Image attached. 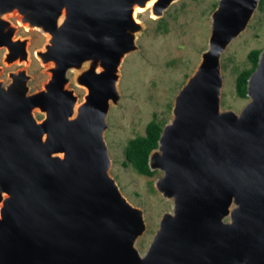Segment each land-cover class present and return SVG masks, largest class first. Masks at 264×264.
<instances>
[{
	"label": "water",
	"instance_id": "obj_1",
	"mask_svg": "<svg viewBox=\"0 0 264 264\" xmlns=\"http://www.w3.org/2000/svg\"><path fill=\"white\" fill-rule=\"evenodd\" d=\"M150 1L0 0L6 60L29 59L7 18L17 12L50 35L38 55L51 75L33 93L25 69L0 81V264H264V49L239 112L222 107L221 65L262 0H219L212 13L209 46L149 155L172 209L147 250L137 246L144 210L111 174L105 132L144 28L136 8ZM175 1L156 0V18ZM73 69L87 90L81 102L68 87Z\"/></svg>",
	"mask_w": 264,
	"mask_h": 264
},
{
	"label": "rangeland",
	"instance_id": "obj_2",
	"mask_svg": "<svg viewBox=\"0 0 264 264\" xmlns=\"http://www.w3.org/2000/svg\"><path fill=\"white\" fill-rule=\"evenodd\" d=\"M219 0H177L165 11L163 17L154 18L150 11L139 15L144 28L139 32L138 49L124 59L120 69L119 91L121 99L112 105L108 115L105 139L112 159L111 174L129 201L144 210L147 229L138 239L137 246L144 253L159 228L164 212L172 209V201L164 198L155 182L163 175L140 174L126 158L128 142L145 135L150 121L165 124L173 117L172 108L179 90L196 70L202 53L209 46L212 31V13ZM17 12L7 13V18L18 24ZM27 24V23H25ZM16 38L28 40L29 59L13 62L6 60V48H0V78L8 81L10 72L27 70L30 93L41 90L50 79L49 65L40 60L36 51L47 43V36L37 29L18 27ZM264 49V2L243 31L228 46L221 58L224 86L222 107L240 111L249 97L237 93L238 75L252 67L249 53ZM69 88H74L84 100L86 88L78 86L74 73H69ZM36 117L45 116L35 111Z\"/></svg>",
	"mask_w": 264,
	"mask_h": 264
},
{
	"label": "trees",
	"instance_id": "obj_3",
	"mask_svg": "<svg viewBox=\"0 0 264 264\" xmlns=\"http://www.w3.org/2000/svg\"><path fill=\"white\" fill-rule=\"evenodd\" d=\"M264 0L261 1L263 3ZM262 49H253L249 53L252 61V67L242 71L236 82L237 93L240 96H247L248 79L258 65L259 55ZM163 124L153 119L146 128L145 135H138L131 139L126 147V158L129 163L140 173L144 175H154L156 171L151 170L149 166V155L153 149L158 147V141L163 130Z\"/></svg>",
	"mask_w": 264,
	"mask_h": 264
},
{
	"label": "bare ground",
	"instance_id": "obj_4",
	"mask_svg": "<svg viewBox=\"0 0 264 264\" xmlns=\"http://www.w3.org/2000/svg\"><path fill=\"white\" fill-rule=\"evenodd\" d=\"M155 1H156V0H151L146 6H144V7L138 6V7L136 8L135 16H136V20H137L138 22H141V20L139 19V15H140L141 13L146 12V11H150L151 14L153 15V17L156 18L155 13L152 11V8H153V5H154ZM20 25H21V26H24V27H25L26 29H28V30L37 29V30L41 31L40 28H37V27H31L29 24H25V23L21 20V18L18 19V24H17V26L20 27ZM44 34L47 36V41H48V39H50V35H49L47 32H45ZM15 38H16V36H15ZM43 48H44V47H42L41 49H43ZM27 49L29 50L28 46H27ZM38 52H39V51L37 50V51H36L37 55H38ZM38 56H39V55H38ZM39 58H40V57H39ZM45 65H46V64H45ZM70 73H74V76H75V78H76V76L80 73V70H78V69H73L72 72H70ZM78 86H80V85H78ZM81 87H82V86H81ZM76 109H77V107H76ZM76 111H77V110H76Z\"/></svg>",
	"mask_w": 264,
	"mask_h": 264
},
{
	"label": "flooded vegetation",
	"instance_id": "obj_5",
	"mask_svg": "<svg viewBox=\"0 0 264 264\" xmlns=\"http://www.w3.org/2000/svg\"><path fill=\"white\" fill-rule=\"evenodd\" d=\"M0 67H1V72H2V65H0ZM1 72H0V74H1ZM12 72H14V71H12ZM11 73V72H10ZM0 81H2L3 82V84L2 85H4V86H8L11 82H12V77L10 76V78H9V80L8 81H5L4 79H2V78H0ZM45 118V116H43L41 119H38V120H43Z\"/></svg>",
	"mask_w": 264,
	"mask_h": 264
}]
</instances>
